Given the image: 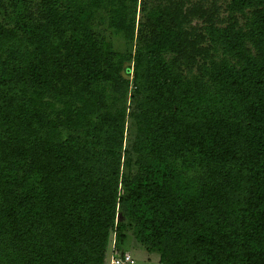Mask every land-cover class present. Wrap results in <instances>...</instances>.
Masks as SVG:
<instances>
[{"label": "trees", "instance_id": "16d2710c", "mask_svg": "<svg viewBox=\"0 0 264 264\" xmlns=\"http://www.w3.org/2000/svg\"><path fill=\"white\" fill-rule=\"evenodd\" d=\"M127 232L264 264V0H0V264Z\"/></svg>", "mask_w": 264, "mask_h": 264}, {"label": "rangeland", "instance_id": "374dc122", "mask_svg": "<svg viewBox=\"0 0 264 264\" xmlns=\"http://www.w3.org/2000/svg\"><path fill=\"white\" fill-rule=\"evenodd\" d=\"M108 37L109 39L112 38L114 42H117L115 40L116 38L112 37L110 34L108 35ZM116 46H118V44H116ZM119 49L123 50L124 46L120 44ZM114 244L116 243L111 238L110 245L107 251V264H109L110 257H112V255L110 254V246H114ZM121 248L123 253H126L131 256V258L134 260V264H160L158 261V255L155 253H148L143 247L137 244L130 232H127L126 239ZM116 255L118 254H113V256Z\"/></svg>", "mask_w": 264, "mask_h": 264}, {"label": "built area", "instance_id": "2783aa9c", "mask_svg": "<svg viewBox=\"0 0 264 264\" xmlns=\"http://www.w3.org/2000/svg\"><path fill=\"white\" fill-rule=\"evenodd\" d=\"M109 264H134V260L130 255L122 252L116 256L112 255Z\"/></svg>", "mask_w": 264, "mask_h": 264}]
</instances>
